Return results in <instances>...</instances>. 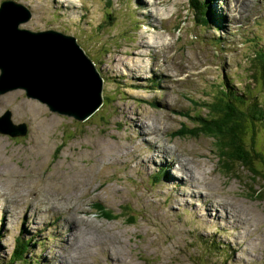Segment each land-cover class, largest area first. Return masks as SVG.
Segmentation results:
<instances>
[{
    "label": "rangeland",
    "instance_id": "1",
    "mask_svg": "<svg viewBox=\"0 0 264 264\" xmlns=\"http://www.w3.org/2000/svg\"><path fill=\"white\" fill-rule=\"evenodd\" d=\"M12 1L31 13L20 29L75 37L104 82L83 123L60 97L53 113L23 90L0 95V117L27 126L25 137L0 134V264L19 237L29 264H61L58 248L65 264H96L107 245L113 264H264V174L238 164L227 174L219 140L184 135L215 113L225 83L222 115L242 117L244 150L264 172V78L251 75L264 56V0H203L204 12L189 0ZM81 240L77 257L70 246Z\"/></svg>",
    "mask_w": 264,
    "mask_h": 264
},
{
    "label": "water",
    "instance_id": "2",
    "mask_svg": "<svg viewBox=\"0 0 264 264\" xmlns=\"http://www.w3.org/2000/svg\"><path fill=\"white\" fill-rule=\"evenodd\" d=\"M30 19L31 13L23 5L11 0L0 4V95L23 90L28 99H38L49 112L56 111L54 99L60 97L67 109L79 114L81 123L87 121L101 101L97 98L103 81L100 73L75 37L54 30L33 32L19 28ZM32 47L41 54L48 70L30 58ZM27 72L31 76L27 77ZM0 134L24 137L27 126L13 124L11 113L6 111L0 117Z\"/></svg>",
    "mask_w": 264,
    "mask_h": 264
},
{
    "label": "trees",
    "instance_id": "3",
    "mask_svg": "<svg viewBox=\"0 0 264 264\" xmlns=\"http://www.w3.org/2000/svg\"><path fill=\"white\" fill-rule=\"evenodd\" d=\"M203 0H189L190 6L194 10L196 6H201V10L203 11ZM196 3V4H195ZM195 4V5H194ZM255 64L253 65V69L259 70L257 72H254L252 75V81L256 79H263L264 78V56L261 55H255ZM226 87V84L223 83ZM254 84V82H253ZM223 86V87H224ZM224 87V91H222V86L219 87V95L216 98L215 101V113L213 115H204L203 118L199 115L196 116L197 122L195 123V128L193 130H185L184 135L185 136H200L201 134H204L206 136H210L213 139H217L220 141L221 144H219V150L226 152L227 155L221 154L220 155V162L223 165V170L227 174H231L233 172V166L238 164L241 167L245 168L250 174H253V179L258 178L259 175L264 174L260 170L256 171L252 169V161H251V154L250 151L247 153L244 150V147H248L247 141L243 139V127L244 121L242 120V117H239L238 121H235L231 118H225L222 115L223 104H228L230 102V99L226 96L229 95L228 89ZM226 95V96H225ZM236 93H231V99L233 101L236 100ZM258 107V106H257ZM258 112L262 113L264 116V112L262 110H257ZM236 112V117H237ZM240 116L241 114L238 113ZM253 119V118H252ZM264 122V119H263ZM81 123V122H80ZM83 123V122H82ZM252 123L250 124V127L252 128ZM248 127V126H246ZM69 139H72L69 138ZM250 144H252V141H250ZM62 143L60 144V146ZM256 159L260 161L261 165L264 164V159L261 158V155L256 156ZM159 177H161V174H159ZM262 195V191L256 192V197ZM108 214V213H107ZM109 215V214H108ZM135 221L132 223L134 224ZM22 243H21V242ZM30 242L29 240H24L22 237H19L16 241V248L13 251L12 255L10 256V259L1 264H29L28 259L26 258V254L29 250Z\"/></svg>",
    "mask_w": 264,
    "mask_h": 264
},
{
    "label": "bare ground",
    "instance_id": "4",
    "mask_svg": "<svg viewBox=\"0 0 264 264\" xmlns=\"http://www.w3.org/2000/svg\"><path fill=\"white\" fill-rule=\"evenodd\" d=\"M24 1H26V0H24ZM37 3V1L36 0H27V4L29 5V6H31V5H35ZM157 15V14H156ZM154 20V19H153ZM232 25V24H231ZM228 36H230V35H228ZM226 39V38H225ZM221 40V39H220ZM149 42V41H148ZM152 46V45H151ZM42 49V48H41ZM46 49V48H45ZM151 48H150V46H148V45H146V50H150ZM141 50V49H140ZM37 51V53H38V50H36ZM142 51V50H141ZM46 52V51H45ZM40 54V53H39ZM38 54V55H39ZM133 54H136V53H133ZM144 54V53H143ZM41 55V54H40ZM20 61V60H19ZM112 63H114V57H113V59H112ZM137 73L139 72V73H141L140 71H136ZM26 75H28L27 73H26ZM230 94V93H229ZM34 100V99H33ZM36 101H38V100H36ZM39 102V101H38ZM42 103V102H41ZM64 105H65V101L63 102V103H61V107H64ZM37 109V108H36ZM95 111V110H94ZM94 111L91 113V114H89L88 115V117H91L92 115H93V113H94ZM53 113H55V112H53ZM59 115H60V113H59ZM71 115H72V112H71ZM75 118L77 119V120H80L77 116H75ZM75 119V120H76ZM140 130L145 134V135H149V134H151V130L149 129V127H148V125H145V126H142V127H140ZM150 139H148L149 140V143H147L146 144V146L148 147V148H151L152 146H153V142H154V138H153V136L152 135H150ZM167 150L168 149H166V151H164V152H162V151H159L158 153H160V154H163V155H165L166 156V158L164 159V160H166L167 159ZM157 153V154H158ZM160 156V155H159ZM164 157V156H163ZM178 162L180 163V161H179V159H178ZM169 164H171V163H173L172 161H169L168 162ZM172 165V164H171ZM189 174H191V173H189ZM191 176H193V174H191ZM190 178H193V177H190ZM26 196H28V195H26ZM30 197V196H29ZM25 200H26V198H25ZM224 205H222V207H223ZM227 208H230V207H227ZM235 209V208H234ZM78 211H81V210H78ZM82 212V211H81ZM223 212H226V213H228V214H230V218H232V219H237L236 221H234L233 223H231L232 225H234V224H239V225H241V228H242V225H243V223L246 221L245 219H242V218H237L236 216H234V215H232L227 209H225ZM244 215V214H243ZM67 216V215H66ZM66 216H64V217H66ZM246 217V216H245ZM68 218V217H67ZM228 216L227 215H224L223 216V219H225V223H227L228 222ZM222 219V220H223ZM238 225V226H239ZM89 226V225H88ZM88 226H86V225H82V226H80V227H82V229H87L88 228ZM76 227H73V229L71 230L72 231V233L70 234V236L73 234V233H77V232H79V230H77V229H75ZM82 229H80V230H82ZM54 230V229H53ZM70 231V232H71ZM248 232V231H247ZM60 234H62L61 232H59ZM59 234V235H60ZM78 234V233H77ZM253 236V234L251 233H249L248 232V237H252ZM243 239H245V235H243L242 236V240ZM64 241H65V236H64ZM21 242V241H20ZM22 243V242H21ZM68 243H69V241H65L64 242V246L65 245H68ZM252 243H253V241H252ZM76 244H77V248H76ZM76 244H74V245H71L70 246V249H72L73 250V253H75L76 254V256L77 257H79V256H81V255H83V254H85V249H86V247L88 246V244L85 242V241H83V240H81V241H79L78 243H76ZM63 245V242H61V246ZM80 245H82V246H84V247H80L79 248V246ZM61 246H58V247H61ZM113 246L114 245H107V246H105V247H103L102 249L101 248H99L98 249V253L100 254V255H98V256H96V260H97V263L96 264H102V262H101V260H100V257L101 258H105L106 259V264H113V262H114V260L112 261L111 260V255H112V252L109 250V249H111L112 251H113ZM66 247V246H65ZM91 247V246H90ZM69 248V247H68ZM61 249L62 248H58V255H59V259L61 260V264H65V262H67L66 261V257L65 256H62V254H61ZM64 249V248H63ZM95 251V250H94ZM58 255H56V258H58ZM46 258V257H45ZM55 258V259H56ZM83 258V257H82ZM113 259V258H112ZM69 261H71V260H69ZM73 261V260H72ZM84 261V260H83ZM77 262V261H76ZM80 262H82V261H80ZM83 263V262H82Z\"/></svg>",
    "mask_w": 264,
    "mask_h": 264
},
{
    "label": "clouds",
    "instance_id": "5",
    "mask_svg": "<svg viewBox=\"0 0 264 264\" xmlns=\"http://www.w3.org/2000/svg\"><path fill=\"white\" fill-rule=\"evenodd\" d=\"M4 1H5V0H4ZM11 1H12V0H11ZM2 2H3V1H2ZM2 2H1V3H2ZM14 2H15V1H14ZM1 3H0V4H1ZM85 54H86V53H85ZM88 58H89V57H88ZM89 59H90V58H89ZM101 78H102V77H101ZM102 80H103V79H102ZM26 135H27V134H26ZM24 137H25V136H24Z\"/></svg>",
    "mask_w": 264,
    "mask_h": 264
},
{
    "label": "flooded vegetation",
    "instance_id": "6",
    "mask_svg": "<svg viewBox=\"0 0 264 264\" xmlns=\"http://www.w3.org/2000/svg\"><path fill=\"white\" fill-rule=\"evenodd\" d=\"M9 137V136H8ZM11 138V137H10Z\"/></svg>",
    "mask_w": 264,
    "mask_h": 264
}]
</instances>
